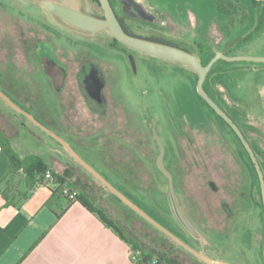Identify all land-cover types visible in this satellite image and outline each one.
Returning a JSON list of instances; mask_svg holds the SVG:
<instances>
[{
    "label": "rangeland",
    "instance_id": "obj_1",
    "mask_svg": "<svg viewBox=\"0 0 264 264\" xmlns=\"http://www.w3.org/2000/svg\"><path fill=\"white\" fill-rule=\"evenodd\" d=\"M68 1L87 10L103 12L102 8L100 9L91 0ZM232 1L234 3L232 12L227 13L219 10L217 0H147L149 5L154 6V11L158 9L161 12L162 16H160L165 20V24L159 29H154L139 19H129L128 23L140 34L158 35L184 44L194 50L204 62H209L221 50L226 55L264 56L262 9L254 11L255 7L251 0ZM36 35L54 43H68L66 45L72 46L75 45L73 43H79L85 52L97 58L106 70L107 86L113 99L130 107L135 115L142 119L145 117L149 119L150 116L153 118L156 131L169 147L166 157L167 165L174 156L171 155L170 146L175 145V136L180 133L181 122L188 120L192 123L215 125L218 131H222V135L230 137L236 147L243 148L231 130L200 99L197 90L198 80L195 81L194 71L186 65L133 50L122 42H115L114 37L106 32L90 33L73 27L68 28L62 20L34 0H0V64L9 65V67L12 65L11 69L16 73V82L31 83L32 92L18 90V96L25 94L27 100H34L36 97L34 95L36 86L33 81L37 76L34 77L35 79L27 76L26 67H23L26 58L19 50L20 43H24V40L26 43L27 41L33 43L37 39ZM3 47H10V52L7 53ZM131 54L135 57L137 71L131 67ZM222 60L221 66L230 71L223 77L212 74L209 85L222 102L236 112L239 120L246 126L249 137L263 153L259 158L264 166V62ZM43 98L57 99L58 96L49 86ZM82 100L81 96H77V103H82ZM147 109L152 113L150 116L146 115ZM63 111V115L67 116L68 109L65 108ZM43 112L54 121L56 120L57 127L43 121L44 124L68 140L70 135L66 130L65 119H60L53 107L47 106ZM31 113L34 114L32 111ZM87 113V110L81 111L83 115ZM6 127H8L7 132ZM91 134L92 137H96L98 132L85 133L83 141H71L72 146L95 168L105 174L114 185L130 193L136 201L180 233V222L171 206L167 188L164 187L163 191L158 192L136 188L132 185L133 178L128 175L129 173L124 175L122 168L115 167V160H109V153L102 142L96 143L97 140L95 142L94 138H90ZM0 135V140L4 136L8 137L12 147L22 157L41 156L50 165H55L56 169L68 171L66 186L83 188L87 196L100 206L128 236L140 243L145 251L162 258L165 264H206L181 249L171 237L154 227L149 221L141 219L94 175L82 168L54 136L35 124L27 115L12 107L1 96ZM217 135L212 138L216 155L219 151ZM140 137L144 139V133ZM154 151L153 156L159 149ZM143 159L150 171H153L164 183L165 177L157 170L155 164L149 159ZM223 172L219 169L215 173L219 184L224 183ZM191 178L188 183H185L187 188L183 187L180 192V197L186 206L194 197L199 201L220 199L221 192L215 193L203 187L201 178H196L199 183ZM242 178L244 182L242 190L246 194L243 195L245 203L244 210L241 212L240 230L235 236L230 230L226 233L220 229L205 230L209 235L208 238L205 237V243L214 245V249H208L210 257L219 258L216 256H220L231 260L234 252L229 248V242L235 237L234 243L242 249L247 263L262 264L264 208L261 204V183L257 169L249 158L247 172L242 175ZM165 202L170 206L168 209L163 205Z\"/></svg>",
    "mask_w": 264,
    "mask_h": 264
},
{
    "label": "flooded vegetation",
    "instance_id": "obj_2",
    "mask_svg": "<svg viewBox=\"0 0 264 264\" xmlns=\"http://www.w3.org/2000/svg\"><path fill=\"white\" fill-rule=\"evenodd\" d=\"M62 1L90 14L103 16V12L87 10L67 0ZM110 1L118 18L125 26H127L129 19H139L154 29H159L165 24L161 12L158 9L154 11V6L149 5L147 0ZM64 24L71 28L68 24ZM34 41L33 43H29V41L26 43L24 40V43L19 45L25 46V51L20 50V52L26 58L23 67H26L27 76L33 78L37 76L38 78L35 77L36 79L34 78L33 81L34 86H36L35 99L27 100L25 94L18 96V90L32 92L31 83L21 84L19 81H11L8 77V70L12 67L9 65L4 66L3 64L1 66L3 80H0V88L22 109L30 113L31 111L34 112L40 121L54 126L57 125L56 120L46 116L43 111L47 106L55 108V113L59 114L60 119H65L66 130L70 135L67 141L70 144L71 141L82 142L85 133L98 132L96 137H92V134L89 135L90 138H94L95 142L97 140L96 143L102 142L105 150L109 153V160H115L116 168H122L124 172L131 175L133 178L132 185L136 188L158 192L163 191L165 187L169 192L168 178L159 168L156 159L161 152V147L154 133L156 127L153 118L150 116L152 113L147 109L146 115H149L150 118L142 119V117L136 116L130 107L113 99V95L107 86L106 70L97 61V58L85 52L79 43H73L74 46L66 45L68 43H54V41L39 36ZM182 45L184 46V44ZM75 46L77 49H73ZM201 60L204 62L202 58ZM131 67L137 71V63L134 67L131 62ZM100 76L104 80L101 89L98 78ZM49 86L57 93V99L50 98L47 100L43 98ZM77 96L83 98L82 103H77ZM65 108L68 109L67 116L63 115ZM83 109L88 111L86 115L81 114ZM235 122L246 138L245 133H248L246 126L241 121ZM6 128L7 132L8 127ZM75 133H79V135L76 136ZM143 133L144 139L140 137ZM214 135H217V143L219 144L217 155L214 152L215 146L212 144ZM161 140L165 147L164 163L173 175L175 191L186 216L207 238L209 235L205 230L212 229H220L224 233L230 230L231 234L235 236L240 230L241 212L244 210L243 195L246 193L242 190L244 187L242 175L247 172L249 153L241 138L239 137L237 140L241 146L244 145L246 151L244 148L236 147L230 137L222 135V131H218L216 126L211 123H192L189 120L181 122L180 133L175 136V145L170 146L171 155L174 156L170 159L169 165L166 164L169 147L162 137ZM155 149H159V151L153 156L152 153L155 152ZM143 158L149 159L155 164L157 170L165 177L164 183L153 171H150ZM80 166L84 168L82 165ZM219 169L224 171L222 173L223 184H219L217 177H215V173ZM190 178L196 183H199L197 179L201 178L203 187L209 188L215 193H222L220 199L217 201H199L194 197L186 206L180 197V192L183 187L187 188L185 183H188ZM163 205L166 209L170 207L167 202ZM179 234L184 242L197 250H204L207 255L209 254L208 249H214V245L193 237L181 223ZM234 238L229 242V248L234 252V257L231 260L220 256L216 257L231 264H249L246 256L242 254V249L234 243L236 240ZM179 246L196 260L203 262L188 249ZM262 264H264V259Z\"/></svg>",
    "mask_w": 264,
    "mask_h": 264
},
{
    "label": "crops",
    "instance_id": "obj_3",
    "mask_svg": "<svg viewBox=\"0 0 264 264\" xmlns=\"http://www.w3.org/2000/svg\"><path fill=\"white\" fill-rule=\"evenodd\" d=\"M63 186L12 173L0 141V264H136L130 242L80 201L69 204Z\"/></svg>",
    "mask_w": 264,
    "mask_h": 264
},
{
    "label": "water",
    "instance_id": "obj_4",
    "mask_svg": "<svg viewBox=\"0 0 264 264\" xmlns=\"http://www.w3.org/2000/svg\"><path fill=\"white\" fill-rule=\"evenodd\" d=\"M41 7L46 9L48 12L62 20L69 26L90 33L106 32L109 36L114 37L121 41L123 44L132 48L133 50L168 59L171 61H176L182 63L192 69L198 75L197 90L199 94L206 99L209 105L222 117L224 118L230 126L236 131L238 136L241 138L243 144L247 148L252 161L257 169L260 183L261 192L264 205V171L262 166L257 159V156L249 143L245 138L242 130L238 124L229 116V114L209 95L204 87L205 80L208 73L210 72L213 65L220 59H227L230 61L235 60H250V61H261L264 62V56H249V55H226L225 52L219 51L214 57L207 63L204 64L199 55L191 50L152 40L149 38L133 35L126 31L122 22L118 18L114 7L110 0H99L101 8L103 10V16H96L90 14L78 8L71 6L70 4L60 1V0H35ZM264 1V0H262ZM130 60L132 65L136 66V60L133 54L130 55ZM99 88L101 89L104 80L100 76ZM0 96L3 97L9 104L17 109L19 112H23L27 115L35 124L46 130L52 136H54L63 146L66 152L70 153L73 158H75L80 165H82L87 171L94 175L102 184H104L114 195H116L123 203L131 207L139 215L153 224L157 229L167 234L172 240L178 245L183 246L193 253L197 258L205 262L206 264H231L221 258H213L205 253L204 250H197L188 243L184 242L180 236L176 235L173 231L159 222L151 214H149L144 208L137 204L133 199L126 195L122 190H120L114 183H112L102 172L95 168L90 162H88L67 140L58 135L55 131L51 130L42 121H40L34 114L22 109L18 106L1 88ZM154 133L157 137V141L161 147V152L157 157V163L159 168L168 178L169 182V197L171 200V206L175 212V215L179 222L186 228V230L195 238L206 241L205 236L194 226L190 219L186 216L180 205L179 199L177 197L173 175L170 170L166 167L164 163L165 147L161 140L160 135L154 129ZM264 256V247H263Z\"/></svg>",
    "mask_w": 264,
    "mask_h": 264
},
{
    "label": "trees",
    "instance_id": "obj_5",
    "mask_svg": "<svg viewBox=\"0 0 264 264\" xmlns=\"http://www.w3.org/2000/svg\"><path fill=\"white\" fill-rule=\"evenodd\" d=\"M218 1V8L219 10L225 11L227 13H231L232 12V8L234 6V3L232 0H217ZM255 9L254 11H257L259 9H262V15H264V1L262 0H251ZM92 3L96 4L98 7H100L101 9V4L99 2V0H91ZM124 28L126 29L127 32L133 34V35H137V36H141V37H145V38H149L152 40H156L159 42H163V43H167V44H171V45H175V46H179L191 51H194L188 47L183 46L182 44H178V42L160 37L158 35H143L140 34L136 31H134L129 23L127 24V26H125L123 24ZM115 42L117 43H121V41H119L118 39L114 38ZM13 45V44H12ZM16 45V43H15ZM13 45V46H15ZM17 46V45H16ZM7 53L10 52L9 48L10 47H3ZM21 48V49H20ZM19 50H24L25 51V46H19ZM222 59L218 60L213 67L211 68L210 72L207 75V78L205 80L204 83V87L207 90V92L209 93V95L235 120L240 122L236 112L234 110H232L231 107L225 105L221 98H219V96L213 91L212 87L209 85V80L212 74H218L220 77L225 76L226 73H228L230 71V69L226 68V67H222L221 63H222ZM204 64H207L208 62H203ZM1 66L2 64H0V80H3V74L1 71ZM12 67V65H11ZM8 77L10 78L11 81H16V76L15 74H13V70L9 69L8 70ZM195 74V81L198 80V75L194 72ZM20 87V86H19ZM200 99L210 107V109L220 118V120L222 121V123L227 126L231 132L235 135V137L238 139V135L237 133L234 131V129L228 124V122L222 118L210 105L209 103L206 101V99H204L200 94H198ZM246 135V139L249 141V143L251 144L261 166L262 169L264 171V166H263V162L260 160L259 156H261L262 151L259 149V147L257 145H255V143L251 140V138L249 137L248 133H245ZM1 136V135H0ZM2 142V146L4 151L9 155L11 161H12V173H18L19 171H22L23 173L26 174V181L28 182L29 185H35V184H44L47 182H51L50 180L46 179V173L48 171H51L54 175V181L55 183H60V186H62L63 184L66 187V182H67V176L69 174V172L67 171H63V172H59L54 166L50 165L44 158H42L41 156H37V155H30L27 157H21V155L12 147L11 142L9 141L8 137L4 136L3 139L0 140ZM242 147L244 148V145H242ZM245 150V148H244ZM246 151V150H245ZM248 153V152H247ZM248 158L251 161V163L254 165L252 158L250 156V154L248 153ZM126 174V172L124 173V175ZM105 175V174H104ZM129 175V174H128ZM106 176V175H105ZM131 177V175H129ZM64 177L66 179H64ZM107 177V176H106ZM132 178V177H131ZM79 185H81L78 181H76ZM105 186V185H104ZM119 188V187H118ZM78 189H80L79 194L77 196V201H80L84 206H86L88 209H90L92 212H95L96 214H98L100 216V218L106 222L110 227L114 228L117 232H119L122 237L124 239H126L128 242H130L132 249H140L143 253V260L148 263V264H165L164 261L162 260V258L160 257H155L153 256L151 253L145 251L143 249V247L141 246L140 243L136 242L133 238L128 237V235L122 230L120 229V227L115 223V221L108 216V214L105 213V211L98 205H96L88 196L86 191L81 188L78 187ZM120 189V188H119ZM121 190V189H120ZM123 191V190H122ZM126 195H128L131 199H133L137 204H139L142 208H144L149 214H151L154 218H156L159 222H161L163 225H165L167 228H169L171 231H173L176 235L180 236L179 232L175 231L173 228H171L168 224H166L159 216H157L156 214H154L152 211H150L148 208H146L144 205H142L141 203H139L138 201H136L132 195L126 191H123ZM114 195V194H113ZM116 196V195H114ZM117 197V196H116ZM67 198V197H66ZM118 198V197H117ZM68 199V198H67ZM119 199V198H118ZM69 200V204L73 201V200ZM261 204L262 207L264 208L263 205V199H261ZM128 206V205H126ZM129 207V206H128ZM131 210H133L131 207H129ZM134 211V210H133ZM141 219H143L144 221H147L145 218H143L141 215H139L136 211H134ZM154 226V225H153ZM155 227V226H154Z\"/></svg>",
    "mask_w": 264,
    "mask_h": 264
},
{
    "label": "built area",
    "instance_id": "obj_6",
    "mask_svg": "<svg viewBox=\"0 0 264 264\" xmlns=\"http://www.w3.org/2000/svg\"><path fill=\"white\" fill-rule=\"evenodd\" d=\"M46 179L54 181L55 178L51 171L46 173ZM62 193L65 197L74 201L77 199L79 191L73 187L66 186L62 187ZM130 256L136 264H146V262L143 260V253L140 249H131Z\"/></svg>",
    "mask_w": 264,
    "mask_h": 264
}]
</instances>
